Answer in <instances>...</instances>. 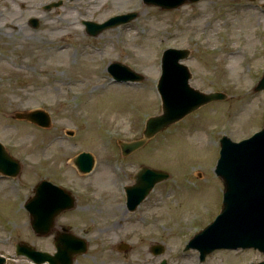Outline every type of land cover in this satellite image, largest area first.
<instances>
[{
  "label": "rangeland",
  "instance_id": "374dc122",
  "mask_svg": "<svg viewBox=\"0 0 264 264\" xmlns=\"http://www.w3.org/2000/svg\"><path fill=\"white\" fill-rule=\"evenodd\" d=\"M52 1L58 0H0V139L22 162L19 176H0V253L10 257L7 264H32L16 254L19 240L52 248V237L33 232L22 205L40 178L94 191L78 199L81 207L57 219L89 240L87 254L76 264L264 259L255 249L222 248L201 261L198 249H184L222 206L223 184L215 172L222 134L240 140L264 125V91L253 90L264 73V13L257 0H200L170 10L143 0H63L46 9ZM129 11H137V18L98 35L89 34L82 22ZM31 17L39 18L38 27ZM168 46L191 49L186 63L192 85L224 90L229 98L200 107L121 160L118 140L140 138L146 119L161 112L155 84ZM114 61L146 79L113 80L108 64ZM35 108L51 114L50 127L13 116ZM82 150L97 159L89 175L73 163ZM142 164L164 167L172 177L157 185L140 210L124 212L115 178L120 168L131 173ZM121 240L131 248L120 250ZM154 243L165 245L164 251L153 253Z\"/></svg>",
  "mask_w": 264,
  "mask_h": 264
},
{
  "label": "water",
  "instance_id": "95a60500",
  "mask_svg": "<svg viewBox=\"0 0 264 264\" xmlns=\"http://www.w3.org/2000/svg\"><path fill=\"white\" fill-rule=\"evenodd\" d=\"M145 1L150 4L161 5L163 8H174L186 1L195 0ZM135 15L136 13L127 14L121 20H116L121 18L117 16L118 18L115 17V19L100 25L89 22L90 27L88 30L92 33H97L108 25L126 21ZM33 21V24L37 26L38 20L34 19ZM166 52V71L160 85L163 94V113L148 119L143 138L123 143L125 153L142 146L158 131L179 120L201 104L215 98L225 97L221 92H201L189 84L191 73L188 66L179 62L180 58L187 56L189 50L169 49ZM118 68L125 73H120ZM110 70L117 77L138 76L134 71L122 64H113L110 66ZM261 88H264V76L256 87V89ZM17 116H27L40 124L48 125L49 123V117L44 112H23L17 113ZM222 146L221 157L216 167V171L223 179L225 185L222 210L216 219L199 232L188 245V247L199 248L202 252V259L205 258L208 252L220 247H255L264 252V128L254 136L240 142L232 141L231 138L226 136L222 139ZM77 162L82 169L90 170L92 167V156L88 153L81 154L77 158ZM20 169L21 164L11 157L6 148L0 143V170L10 174H18ZM167 177H169V173L166 171L143 166L138 173V181L143 185L142 194L139 198L133 196L132 193L129 194V201L139 202L158 180ZM52 186L58 188L57 186ZM41 197L45 199L44 196ZM35 199H37V196L27 203V207L31 213H34H32V224L35 227H38L40 223L44 224L45 227L39 229L42 234L50 232V227L54 223L55 216L61 210V207L65 205H67L66 207H71L73 205L71 204L73 197L66 196L65 204H63L64 200L61 198L62 206L58 210L48 213L43 210L42 206L35 205ZM54 201L56 199L53 198L52 203ZM58 248L57 254H62L64 257L70 248L74 253L85 252L87 244L84 239L73 235L72 237H67L64 244L58 243ZM28 249H30L29 254H32V248ZM44 256L46 257L42 260L47 258L52 260L56 257L49 254ZM5 260V257L0 255V264H3ZM252 264H264V260Z\"/></svg>",
  "mask_w": 264,
  "mask_h": 264
},
{
  "label": "flooded vegetation",
  "instance_id": "af4514ba",
  "mask_svg": "<svg viewBox=\"0 0 264 264\" xmlns=\"http://www.w3.org/2000/svg\"><path fill=\"white\" fill-rule=\"evenodd\" d=\"M115 187H116V190H117V194L118 195H120L119 194V189H118V184H117V178L115 179ZM83 207V206H82ZM125 211H126V209H125ZM54 231H55V234L53 235V237H52V241H51V243H52V251H54L55 250V243H54V241H55V239L57 238V236H59V235H61L62 233H64L66 230H65V225L64 224H56V226H55V228H54ZM74 262H77V259H75V261Z\"/></svg>",
  "mask_w": 264,
  "mask_h": 264
}]
</instances>
